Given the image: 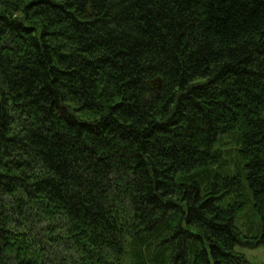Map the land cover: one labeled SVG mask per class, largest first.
<instances>
[{"label":"trees","instance_id":"trees-1","mask_svg":"<svg viewBox=\"0 0 264 264\" xmlns=\"http://www.w3.org/2000/svg\"><path fill=\"white\" fill-rule=\"evenodd\" d=\"M260 243L264 0H0V264Z\"/></svg>","mask_w":264,"mask_h":264},{"label":"rangeland","instance_id":"rangeland-1","mask_svg":"<svg viewBox=\"0 0 264 264\" xmlns=\"http://www.w3.org/2000/svg\"><path fill=\"white\" fill-rule=\"evenodd\" d=\"M227 144H230V142L224 145ZM229 150H230L229 152L231 153L230 156L233 158L234 149H229ZM236 250H238V252L245 255L244 256L245 262L247 263L249 262L252 264H264V243H260L259 245L254 246L252 249L237 248Z\"/></svg>","mask_w":264,"mask_h":264}]
</instances>
